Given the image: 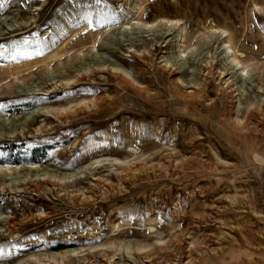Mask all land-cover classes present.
<instances>
[{
    "label": "rangeland",
    "instance_id": "1",
    "mask_svg": "<svg viewBox=\"0 0 264 264\" xmlns=\"http://www.w3.org/2000/svg\"><path fill=\"white\" fill-rule=\"evenodd\" d=\"M0 21V121L87 105L20 120L0 171L91 167L0 195V264H264V0H0ZM225 45L243 87L224 84Z\"/></svg>",
    "mask_w": 264,
    "mask_h": 264
},
{
    "label": "bare ground",
    "instance_id": "2",
    "mask_svg": "<svg viewBox=\"0 0 264 264\" xmlns=\"http://www.w3.org/2000/svg\"><path fill=\"white\" fill-rule=\"evenodd\" d=\"M155 26H140V29H143L145 31V30L151 29ZM124 30L127 31L128 29L125 28ZM130 30H132V29H130ZM49 34L50 33H48L47 35H49ZM222 34L224 35V32H222ZM223 37H227V36L224 35ZM178 47L181 48L182 45H178ZM219 51L222 53L225 61H227V64L224 66L223 77L221 76L224 79V84L230 90H232L233 88L237 89L239 87H243V82H242L241 78L237 75V71L239 70L240 64L237 61V59L235 57H233L235 55V53L227 45L220 46ZM93 53H95V52H93ZM187 54H188V52L185 54V52L183 53V51H179V53L176 57L177 62H179L183 59H186ZM230 58H232V59H230ZM228 59H230V60H228ZM97 61L98 62L94 63L92 66L95 68V70L104 69L105 68V61L111 62L109 60V58L106 56H98ZM183 72H185L186 74H188L189 72H190V74L193 73L192 71H189L188 68H183ZM121 73L124 74V72H121ZM55 78H56V76H54V75L51 76V79L53 81L55 80ZM51 79L49 80V82H52V84L50 83V85H53V83L58 82V81L53 82V81H51ZM79 79H80V77L78 76L76 80L64 81V82L60 83V86L64 85V86H66L65 89H70L69 86L77 85V83L80 81ZM192 85L193 84L188 83V81L185 82V85H182V87H184V88L188 87L187 88L188 89L187 94L193 93V88L191 87ZM20 89H21V87L19 85H15V84H8L4 88H2V90H5L10 94L11 93L15 94L16 92L18 94H22L23 91L22 90L20 91ZM30 94H33V96H48L47 93L40 92L39 90H33V93H30ZM3 99H0V100L3 101ZM82 105L87 106L86 103H82ZM82 107L75 105L72 108H64V109H59V110H55V109L48 108V107H42V108H37L34 110L27 111L21 115L16 116V117H12L11 120L7 119L8 121L5 118H2V120L0 121V138L1 137L9 138V140H11L12 138L15 137V135H17L13 131L17 132L20 130L21 131L18 132V134L22 133V135L24 136L25 131L23 129L25 128V125H22L23 122L21 123L20 120H23L26 123L29 120H34L37 117L44 116V117L52 119L53 121H59V120H61L62 116H65L68 113H72L76 109H80ZM43 129H44V125H41V126H39V128H37L36 132H41ZM6 131H7V133H6ZM260 131L262 133H264V129L261 128ZM109 162L112 166H118L119 164H122L121 162L116 161V160H110ZM95 164H98V162H96ZM16 170H17L16 171L17 175L13 174L14 171L11 173H6L7 171H10V170H6V171L1 170L0 171V195H3L5 193H7L8 195H26V193L29 189L27 187H31L35 191L44 193L46 195L49 193L50 190L47 187L45 188L44 185L51 186L50 183L61 185L65 181H67V182L74 181L76 179L81 178L82 174L89 172V170H91V167L85 166L83 168H79L72 173H67V174L63 175L61 178H60V176L55 174L54 171L48 170V171H46V173H41L42 170L36 166H22L20 168H17ZM9 219H12V218H8V217L0 215V221H6ZM54 257H58V259H55ZM78 257H79V253H77L75 251H70V252H67L64 256L29 258L21 264H57V260H61L64 263V261H67V259H70V258L74 259V258H78ZM104 261H105V259L102 260V262H104ZM144 263L148 264V262H144ZM60 264H62V263H60Z\"/></svg>",
    "mask_w": 264,
    "mask_h": 264
}]
</instances>
